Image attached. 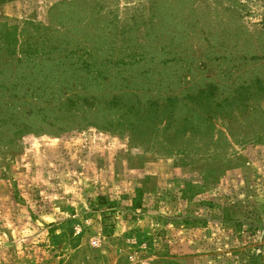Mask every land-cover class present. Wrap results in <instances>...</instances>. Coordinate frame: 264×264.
Wrapping results in <instances>:
<instances>
[{
	"label": "rangeland",
	"instance_id": "374dc122",
	"mask_svg": "<svg viewBox=\"0 0 264 264\" xmlns=\"http://www.w3.org/2000/svg\"><path fill=\"white\" fill-rule=\"evenodd\" d=\"M0 264H264V0H0Z\"/></svg>",
	"mask_w": 264,
	"mask_h": 264
},
{
	"label": "trees",
	"instance_id": "16d2710c",
	"mask_svg": "<svg viewBox=\"0 0 264 264\" xmlns=\"http://www.w3.org/2000/svg\"><path fill=\"white\" fill-rule=\"evenodd\" d=\"M5 40H6V38L4 37V40L3 41H5ZM186 97L188 99H191L192 98V100L196 98L194 96H189L190 98L188 96H186ZM181 99H182V97L169 96V97H167L165 100H163L160 103L159 102H156V101H154V102L151 103L152 105H154V108L156 107L157 110H159L160 107H162V110H165V109L167 110V108H170L171 109V111H170V114L171 115L167 117V123H166V126L164 128L165 129H170V128L172 129V128H174V129H173V133L172 134H168V137H172V135L174 137L175 132L179 128L178 126H176V125H178L179 121L177 120V118L174 115H175L176 108H178V106H179L178 104L181 101ZM156 112H158V111H156ZM133 201L136 202V199H134Z\"/></svg>",
	"mask_w": 264,
	"mask_h": 264
}]
</instances>
